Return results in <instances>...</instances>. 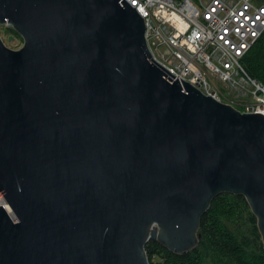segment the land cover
I'll return each mask as SVG.
<instances>
[{
  "label": "water",
  "instance_id": "1",
  "mask_svg": "<svg viewBox=\"0 0 264 264\" xmlns=\"http://www.w3.org/2000/svg\"><path fill=\"white\" fill-rule=\"evenodd\" d=\"M0 264H150L222 194L264 247V115L173 80L126 0H0Z\"/></svg>",
  "mask_w": 264,
  "mask_h": 264
},
{
  "label": "built area",
  "instance_id": "2",
  "mask_svg": "<svg viewBox=\"0 0 264 264\" xmlns=\"http://www.w3.org/2000/svg\"><path fill=\"white\" fill-rule=\"evenodd\" d=\"M126 1L145 20L152 58L176 75L173 80H184L241 113L264 115V83L253 78L243 65L244 57L264 34L263 3ZM1 27L7 31L12 28L9 24ZM1 206L12 212L0 191Z\"/></svg>",
  "mask_w": 264,
  "mask_h": 264
},
{
  "label": "trees",
  "instance_id": "3",
  "mask_svg": "<svg viewBox=\"0 0 264 264\" xmlns=\"http://www.w3.org/2000/svg\"><path fill=\"white\" fill-rule=\"evenodd\" d=\"M263 3L264 0H256ZM14 36H21L9 29ZM247 72L264 83V34L243 59ZM198 246L185 254L171 253L149 241L150 264H264V247L257 219L243 196L222 194L201 219Z\"/></svg>",
  "mask_w": 264,
  "mask_h": 264
},
{
  "label": "rangeland",
  "instance_id": "4",
  "mask_svg": "<svg viewBox=\"0 0 264 264\" xmlns=\"http://www.w3.org/2000/svg\"><path fill=\"white\" fill-rule=\"evenodd\" d=\"M0 35L5 45L11 49L18 50L23 45V39L19 36L9 35V32L0 26Z\"/></svg>",
  "mask_w": 264,
  "mask_h": 264
}]
</instances>
